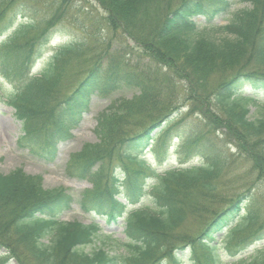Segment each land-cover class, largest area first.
Returning <instances> with one entry per match:
<instances>
[{"label": "trees", "instance_id": "trees-1", "mask_svg": "<svg viewBox=\"0 0 264 264\" xmlns=\"http://www.w3.org/2000/svg\"><path fill=\"white\" fill-rule=\"evenodd\" d=\"M38 1L0 0V78L9 86L0 85V103L21 123L17 147L51 163L92 97L133 91L97 115V143L66 167L91 185L82 211L122 221L125 239L111 254L97 222H61L71 196L18 169L0 173V264H264V210L252 195L264 183V115L249 118L264 104V0H239L247 7L232 12L229 0ZM77 1L95 3L96 26L132 42L127 58L99 40L68 42L32 73ZM226 12L225 24H213ZM182 108L197 123L183 136ZM151 142L157 164L144 158ZM174 156L177 166L159 169Z\"/></svg>", "mask_w": 264, "mask_h": 264}, {"label": "rangeland", "instance_id": "rangeland-1", "mask_svg": "<svg viewBox=\"0 0 264 264\" xmlns=\"http://www.w3.org/2000/svg\"><path fill=\"white\" fill-rule=\"evenodd\" d=\"M33 4L41 5L38 0H32ZM230 11L236 9L246 8L247 5L239 2V0H229ZM56 2V0H55ZM45 8V7H44ZM55 8V3H54ZM47 10V9H46ZM46 13L44 9L36 16L26 13L24 19L30 18L40 19ZM98 14L103 12L97 9V6L92 1H77L71 4L70 10L65 14L64 18L57 23L53 30L52 35L49 39V44L44 49L43 57H40L32 70V73H38L41 69L43 59L51 53L55 47L63 45L68 42L76 41H87V45L90 47H98L97 41L109 44L111 51H116L119 57L127 58V54L132 46V43L122 36H113L109 31H106L102 26H96L94 18ZM21 19V18H20ZM228 19V12L222 14L213 21L215 25H223ZM198 24L203 25L202 20H197ZM3 83L0 78V85ZM4 93L9 92V86L2 84ZM134 95L133 91H121L114 94L108 99H101L93 97L90 101L89 112L83 116V119L79 127L72 132L73 138L70 141L62 143L58 148L56 159L51 162H45L31 156L27 150H23L17 147V140L23 135L21 123L18 122L13 116V110L7 105L0 103V173L3 175L9 174L15 170H21L27 175L33 177H39L41 179V186L45 191L55 192L58 190H64L69 194L73 200L70 210L65 212L61 218V222H78L84 225H88L91 221H95L99 224L101 233L109 237L107 242L108 251L111 254L115 243L122 242L125 239L124 225L122 221H117L115 224H106L104 219L95 217L94 214L85 213L81 208V201L84 193L90 189V184L85 181H80L75 177L71 176L69 171L66 169L70 156L74 153L79 152L85 145H94L97 143V137L94 134L96 125V117L102 112L109 103L114 99L126 98L130 99ZM185 109V108H184ZM179 125V133L183 136L188 130H192L197 127L195 118H184V110L181 109ZM264 115V104H260L257 108H251L249 112V118L251 120L263 117ZM184 124V125H183ZM131 131L137 132L138 129H132ZM155 145L154 143L150 144ZM168 145V144H167ZM166 145V146H167ZM171 145H168L170 147ZM179 149V148H178ZM178 149H174L172 145L168 148L169 153L175 154ZM144 158H149V161L157 164V160L151 152V147L148 149ZM114 163H117L114 161ZM169 166H177V159L174 156L168 162L161 165L159 169H166ZM245 167L238 168L236 174L244 175ZM253 200L255 204L264 210V183H258L256 188L252 191ZM118 200H121L118 198ZM214 206H225L224 204H215ZM192 223L193 221L190 220ZM197 224H191L187 228L191 232L197 230ZM183 230V229H182ZM115 241V242H114ZM95 246H98V239L94 242ZM264 245L259 244L257 249H260ZM93 250V245L85 247V252ZM2 252H0L1 254ZM250 252L246 254L248 256ZM226 258L225 260H227ZM190 259L187 258L183 264H189ZM9 264H13L10 262Z\"/></svg>", "mask_w": 264, "mask_h": 264}]
</instances>
